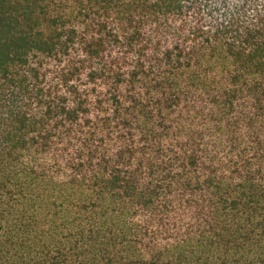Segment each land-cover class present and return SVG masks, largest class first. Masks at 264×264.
Instances as JSON below:
<instances>
[{"label": "trees", "instance_id": "1", "mask_svg": "<svg viewBox=\"0 0 264 264\" xmlns=\"http://www.w3.org/2000/svg\"><path fill=\"white\" fill-rule=\"evenodd\" d=\"M0 264H264V0H0Z\"/></svg>", "mask_w": 264, "mask_h": 264}]
</instances>
